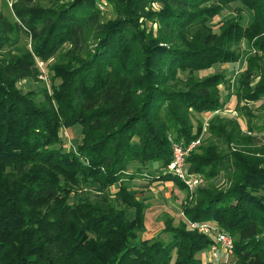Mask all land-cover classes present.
Returning <instances> with one entry per match:
<instances>
[{"label": "trees", "instance_id": "obj_1", "mask_svg": "<svg viewBox=\"0 0 264 264\" xmlns=\"http://www.w3.org/2000/svg\"><path fill=\"white\" fill-rule=\"evenodd\" d=\"M41 1L0 0V264H202L211 239L185 219L231 236L228 264H264V142L235 118L213 115L185 158L227 186L186 194L178 223L163 217L168 239L138 237L148 204L128 187L173 181L186 192L166 170L171 140L199 139L195 115L227 103L224 70L199 71L238 60L241 43L234 111L248 133L264 131V0ZM37 61L48 86L23 88L41 80ZM76 124L79 139L63 146L60 130Z\"/></svg>", "mask_w": 264, "mask_h": 264}, {"label": "rangeland", "instance_id": "obj_2", "mask_svg": "<svg viewBox=\"0 0 264 264\" xmlns=\"http://www.w3.org/2000/svg\"><path fill=\"white\" fill-rule=\"evenodd\" d=\"M10 0H7V4L9 5ZM49 0H44L41 2H44L45 4L48 3ZM153 7L155 5H152ZM240 7V4L237 2L230 3L228 6L223 8L219 14L214 15L210 21V25L213 30H218V27L220 23L230 17H234L236 14V7ZM102 10H106L107 6L104 4H101ZM241 13L244 17V19L249 20L250 17V11L241 7ZM105 14H108V11L106 10L104 12ZM238 48L241 51L240 57L238 60L233 61V62H225V63H220L216 64L208 69L199 71V74L202 73H208L213 70H224V73L229 77V82H227V87H224L223 84H220L219 87L222 92L228 91V100L227 103L223 106L221 110H217L213 113H204L201 116L195 115L196 118L201 121V129L202 133L199 137L200 143L202 142L203 138L206 136V130H207V123L210 120V118L215 115L220 118H235L239 125L240 128L242 129V132L252 135V136H257L261 138V143L264 142V131L261 133H258L257 131H254V133H248L245 129V119L244 116H242L241 113L234 111L235 107V95L233 92V87L235 85V77L238 74V71L244 67V59H245V49L244 44L241 43L239 44ZM37 67L39 68V75L38 77L41 78V80H22L20 81V85L23 88H33V89H38L40 86H48L49 83V73L48 70L46 69V63L37 61ZM259 104V102L255 103H247V110L250 115V113L253 115L252 116V121L255 119V116H260L262 113L260 111H257L259 107H256ZM260 118L256 117V121L259 122ZM60 136L62 138V145L65 147H68L69 144L73 140H77L80 137L79 134V126L76 124L70 128H65L60 130ZM189 143V142H188ZM198 145V144H197ZM196 145V146H197ZM196 146L193 147L192 149H196ZM196 174V173H195ZM198 174V173H197ZM203 182L199 186H207V187H212L214 186L216 189H223L224 187L227 186L224 176L222 173L218 174L216 177L212 179H207L205 180L200 174H198ZM129 188L136 189V191H139L141 195V199L145 204H148V207L144 209L143 212V218H142V225L140 227V230L138 231V237L144 239V238H150L152 236H155L159 234V237L163 240L168 239V235L166 233H160L161 230L163 229V217L164 215H168L172 218V223L177 224L178 221L180 220L179 217V211L181 210L182 202L185 198V195L187 194L188 199L191 197L188 195V193L184 192L181 190L177 184L173 181H164V182H152L150 184H147L143 181L140 180H132L128 184ZM136 187V188H135ZM150 201H156V203L152 204L149 206ZM132 211L128 212V215L132 217ZM181 216V215H180ZM198 258L201 260L202 264H208L207 261H209L208 257V252L207 250H204V252H199L198 253ZM207 260V261H206ZM211 262V261H209ZM212 264V263H211Z\"/></svg>", "mask_w": 264, "mask_h": 264}, {"label": "built area", "instance_id": "obj_3", "mask_svg": "<svg viewBox=\"0 0 264 264\" xmlns=\"http://www.w3.org/2000/svg\"><path fill=\"white\" fill-rule=\"evenodd\" d=\"M199 140L183 142L172 141L170 143L171 159L166 164V170L175 175L184 185L186 192L191 196L195 187L203 180L194 173L188 171L185 158L189 151L198 144ZM187 226L210 237L211 243L207 249L208 259L213 264H228L232 256V238L227 233L217 230L208 222L189 221L185 219ZM208 261V262H209Z\"/></svg>", "mask_w": 264, "mask_h": 264}, {"label": "crops", "instance_id": "obj_4", "mask_svg": "<svg viewBox=\"0 0 264 264\" xmlns=\"http://www.w3.org/2000/svg\"><path fill=\"white\" fill-rule=\"evenodd\" d=\"M135 188H136V187H135ZM135 190H137V188H136ZM137 192H138V193H137V196L141 198V195H140L139 191H137ZM154 203H156V201H150V202H149V206L152 205V204H154Z\"/></svg>", "mask_w": 264, "mask_h": 264}]
</instances>
